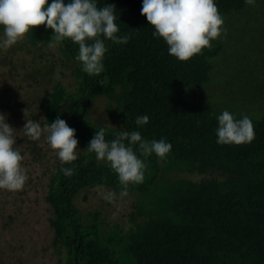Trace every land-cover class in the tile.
<instances>
[{
    "label": "trees",
    "instance_id": "trees-1",
    "mask_svg": "<svg viewBox=\"0 0 264 264\" xmlns=\"http://www.w3.org/2000/svg\"><path fill=\"white\" fill-rule=\"evenodd\" d=\"M214 2L224 19L225 32L211 41V50L204 48L202 54L181 62L169 55L163 38L153 36L154 28L141 15L143 0H96L98 7L115 5L117 35H131V39L126 44L105 40L104 69L94 76L85 73L75 59L78 44L67 38L57 44L72 74L80 79L77 90L66 100L56 91L61 83L50 80L54 63L45 52L50 48L52 29L37 26L21 41L19 47L31 61L17 58L14 66V48L0 49V66L7 67L10 77H19L21 67L24 73L19 78L28 85L50 84L43 97L31 101L13 97L10 104L5 98L7 78H0V114L12 127L21 117L24 124L30 119L47 125L59 117L75 129L80 148H87L101 128L106 129L107 142L119 133L138 131L149 142L163 139L170 143L165 158L179 162L180 172L198 177L178 174L158 184L160 158L155 153L140 156L138 144L132 145L146 168L143 182L128 187V192L136 191L140 197L130 212L131 224L125 228L108 223L101 210L83 211L75 203V197L88 187L123 190L118 174L105 161L88 152L77 155L71 164L58 163L49 175L44 196L57 264H264V101L225 109L203 94L225 48L230 32L227 21L247 5L245 0ZM98 95L119 103L120 128L87 121L88 107ZM225 110L236 119L247 115L252 120L255 138L251 143L217 144V117ZM142 115H147L149 122L138 126L136 117ZM14 136L13 147L21 154L28 152L35 160L42 156L40 139L27 140L23 131L21 136L14 132ZM124 143L127 146L129 142ZM64 167L72 168L74 174L64 175ZM159 187L162 193L154 194L153 188Z\"/></svg>",
    "mask_w": 264,
    "mask_h": 264
},
{
    "label": "clouds",
    "instance_id": "clouds-1",
    "mask_svg": "<svg viewBox=\"0 0 264 264\" xmlns=\"http://www.w3.org/2000/svg\"><path fill=\"white\" fill-rule=\"evenodd\" d=\"M246 5H255V0H245ZM141 15L146 16L154 28L153 36L163 38L168 53L181 62H187L194 55L202 54L204 48L212 49L211 41L225 32L224 19L214 0H143ZM115 5L98 7L96 0H0V26L3 38L0 49L8 50L23 41L25 35L37 26L45 25L53 30L49 47L70 39L78 44L75 59L81 63L82 70L90 76L99 75L107 47L105 40L115 44H126L131 35L118 36ZM210 103V101H208ZM27 109L24 110L26 116ZM216 135L219 145H241L251 143L255 138L254 125L247 116L236 119L225 110L217 117ZM149 122L147 115L137 116L135 123L143 126ZM23 137L38 141L46 133V142L55 152L61 164H71L77 160L78 140L75 129L59 117L43 128L37 122L26 120ZM106 129L101 128L90 140L87 151L94 153L99 161H105L111 170L118 174L123 190L121 196L128 195L130 184H140L144 180L146 164L140 156L151 154L164 159L172 145L163 139L147 141L138 131H125L117 134L111 142L105 139ZM128 140L126 146L124 141ZM16 144L14 128L0 114V190L21 191L28 179L22 167L24 157L13 146ZM139 146L140 156L132 145ZM64 175L71 177L72 168H61ZM114 193L103 196L113 202Z\"/></svg>",
    "mask_w": 264,
    "mask_h": 264
},
{
    "label": "rangeland",
    "instance_id": "rangeland-1",
    "mask_svg": "<svg viewBox=\"0 0 264 264\" xmlns=\"http://www.w3.org/2000/svg\"><path fill=\"white\" fill-rule=\"evenodd\" d=\"M227 27L230 32L225 38V48L215 62L211 81L203 90V94L225 109L250 103H254L255 106L264 101V0H255V5H247L242 13L227 21ZM0 38H3V33H0ZM20 44L21 41L12 46L14 51L11 59L14 60V66H17V58L23 57L31 61L30 56H25V50L20 48ZM50 52L52 57L49 55ZM45 53L54 63L50 80L52 83H61L56 91L66 100L70 93L77 90L80 79L72 74L69 63L64 61L56 47L48 48ZM6 69L7 67H1L0 78L4 75L7 78L5 84L9 91L5 98L10 104H13V97L28 101L41 98L45 95L44 91L50 87L49 83L28 85L25 80L20 79L24 73L21 67L18 68L20 78L10 77ZM14 87L18 89L13 91ZM16 109L20 115L23 114L19 107L16 106ZM119 112L118 102L110 101L107 96L98 95L92 99L86 119L91 124L118 129ZM39 119H42V116H39ZM39 124L42 128L47 125L42 120ZM24 125L22 117L14 121V132L21 136ZM39 147L42 156L38 157V160L31 157L28 152L21 154L24 157L22 167L28 176L23 190L16 192L0 190V264H57V255L50 245L52 237L48 223L50 211L44 196L49 175L60 161L47 144L46 133L42 134ZM86 153L87 148H80L78 141L77 155L85 156ZM160 160L158 184L162 183L163 179L178 174L179 177L198 178L196 175L180 172L179 162L166 158ZM160 188H153L152 192L159 195L163 191ZM121 191L120 189L115 191L105 185L88 187L75 197V203L77 202L83 211L101 210L108 223H120L126 228L131 224L129 215L134 206L136 207L140 196L136 191L121 196ZM109 192L114 193L113 202L103 198Z\"/></svg>",
    "mask_w": 264,
    "mask_h": 264
}]
</instances>
